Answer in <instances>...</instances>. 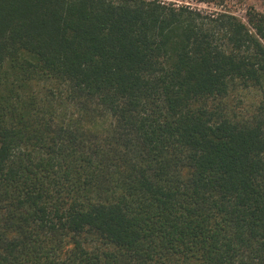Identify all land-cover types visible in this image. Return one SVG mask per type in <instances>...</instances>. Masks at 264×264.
Returning <instances> with one entry per match:
<instances>
[{
  "label": "trees",
  "instance_id": "trees-1",
  "mask_svg": "<svg viewBox=\"0 0 264 264\" xmlns=\"http://www.w3.org/2000/svg\"><path fill=\"white\" fill-rule=\"evenodd\" d=\"M0 264H264V13L0 0Z\"/></svg>",
  "mask_w": 264,
  "mask_h": 264
},
{
  "label": "rangeland",
  "instance_id": "rangeland-1",
  "mask_svg": "<svg viewBox=\"0 0 264 264\" xmlns=\"http://www.w3.org/2000/svg\"><path fill=\"white\" fill-rule=\"evenodd\" d=\"M165 4L175 6H188L202 13H214L226 11L245 19L246 10L249 7L264 13V0H158Z\"/></svg>",
  "mask_w": 264,
  "mask_h": 264
}]
</instances>
